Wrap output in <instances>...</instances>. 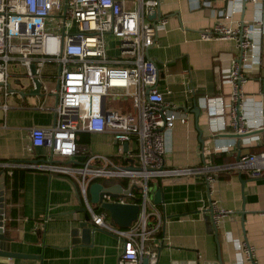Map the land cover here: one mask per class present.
I'll return each mask as SVG.
<instances>
[{"label": "built area", "instance_id": "obj_1", "mask_svg": "<svg viewBox=\"0 0 264 264\" xmlns=\"http://www.w3.org/2000/svg\"><path fill=\"white\" fill-rule=\"evenodd\" d=\"M162 1L0 0V109L6 113L10 98L16 95L11 81L14 76L24 77L30 90L35 89L34 79L40 83L44 99L38 107L41 110L46 109L50 96H57L50 108L53 124L29 129L30 146L47 149L39 157L41 161L6 162L0 168L10 170L9 174L13 169L43 171L74 181L90 222L121 243L117 264H143L144 258L156 263L151 243L164 219L151 199L152 181L201 177L211 185L223 175L241 174L251 179L264 176V151L239 153L227 163H213L210 152H202L198 166L164 167L163 132L177 123L186 125L188 114L164 101L170 91L157 89L159 68L148 56L157 36L167 28V19L160 15L148 19ZM247 1L256 7L253 19L232 26L234 16L243 11ZM200 7L211 8V3L195 0L193 8ZM210 10L217 22L199 32V41H230L238 53L223 80L230 87L228 102L221 97L203 98L210 133L235 134L250 144L254 138L242 136L264 127V106L249 98L242 85L260 64L264 8L260 0H228L226 7ZM182 84L188 85L185 77ZM83 132L110 134L116 154L89 155L81 163L74 162L80 151L78 134ZM231 146L214 151L227 152ZM131 166L133 169H127ZM101 180H124L126 187L117 182L107 186ZM94 182L105 188H122L116 197L104 195L103 202L139 207L136 220L128 228L114 227L105 211L90 207L88 188ZM209 209L216 227L232 214L214 201ZM234 247L239 264H256L252 249L244 242L235 240Z\"/></svg>", "mask_w": 264, "mask_h": 264}, {"label": "crops", "instance_id": "obj_2", "mask_svg": "<svg viewBox=\"0 0 264 264\" xmlns=\"http://www.w3.org/2000/svg\"><path fill=\"white\" fill-rule=\"evenodd\" d=\"M196 1L210 2L211 8L194 9L195 0L161 2L159 13L167 19V28L148 50L149 58L159 68L157 89L162 93L166 89L170 91L164 95V101L188 114L186 125L177 123L173 129L163 132L166 169L198 166L202 162V152H210L208 157L213 163H226L239 153L264 151V134L248 136L254 138L248 144L243 138H229L231 134L226 132L214 136L210 133L203 98L221 97L228 102L230 87L223 84V80L229 73L231 59L238 53L233 42H202L198 39L201 30L217 22L210 9H222L228 0ZM260 1L264 8V0ZM255 9V5L247 1L243 11L234 16L232 26L240 20L251 21ZM261 42L260 64L252 69L242 90L255 102H263L264 106V36ZM183 77L188 82L187 87L182 84ZM11 81L16 92H29V88L18 87V76ZM43 102V96L21 97L16 93L9 100L8 111L4 113L0 109V164L41 161L39 157L47 149L30 146L29 129L48 128L53 124L54 114L50 108L55 98L50 96L45 102L46 109L41 110L38 107ZM194 106L200 109L197 122L192 112ZM77 145L80 151L74 158L76 163H81L89 155L112 157L116 154L115 143L108 133H79ZM229 145L232 146L227 152L214 151ZM14 171H21L22 185L13 203L10 184ZM0 172L4 178L5 197L2 222L6 219L2 225L6 236L11 239L10 251L41 256V262L0 258V264H117L122 245L114 235L91 222L88 227L98 230L90 244H83L81 235L75 233L78 227L75 220L84 217L81 212L75 213L84 202L74 181L43 171L13 169L9 174L10 170L0 168ZM241 178L244 183L238 174L223 175L211 185L201 177H169L152 181L151 193L157 189L162 192L163 201L157 208L164 219L161 230L153 236L151 243V251L157 254L155 264H214L218 254L222 264H239L235 240L252 249L256 264H264V176L251 179L241 175ZM213 201L232 213L216 228L208 211Z\"/></svg>", "mask_w": 264, "mask_h": 264}, {"label": "water", "instance_id": "obj_3", "mask_svg": "<svg viewBox=\"0 0 264 264\" xmlns=\"http://www.w3.org/2000/svg\"><path fill=\"white\" fill-rule=\"evenodd\" d=\"M159 10L155 12L152 16H150L148 19L153 20L156 16H159ZM31 74H35V66L32 65L30 68ZM33 83L35 85V89L29 90V92L24 91H17L16 93L20 95L21 97L24 96H42L40 93V83L34 79ZM20 84V83H19ZM55 103L57 102V96H54ZM193 114L195 115V121L197 122L198 116L200 115V109L197 106H194L193 108ZM264 134V127L260 128L258 130L249 132L245 134L242 137H248L252 135H259ZM229 138L233 139H239L241 136L238 135H228ZM127 144H124V149L126 150ZM130 163H132V160H129ZM127 169H133V167H128ZM238 177L242 183H244L243 179L241 178V174H238ZM4 185V178H1V172H0V258H6V259H27V260H39L41 262V256H32V255H25V254H19L14 253L10 251V243L11 239L8 238L5 234L4 227H3V215H4V190L2 189ZM122 192V188L119 185H114L112 187L105 188L100 183L94 182L92 183L88 188V204L90 207L97 211L98 209H102L107 213L109 216L110 221L114 226H116L119 229H126L128 228L132 222H134L137 218L139 207L134 204H115V203H107L103 202L104 195H109L112 197H116L118 193ZM152 202L155 205H160L162 203V192L160 189H157L152 195H151ZM209 214L211 216V210L208 209ZM83 213L84 217L82 220H75L77 222V229L75 233H79L81 235V241L83 244H90L92 242L93 235L95 231L98 229H93L88 227L90 223V217L87 211V207L84 206L79 210L77 213ZM243 212L241 213L242 221H243ZM214 226V225H213ZM216 228V226H214ZM148 259H143V264H147ZM214 264H222L220 256L218 254L217 262Z\"/></svg>", "mask_w": 264, "mask_h": 264}, {"label": "trees", "instance_id": "obj_4", "mask_svg": "<svg viewBox=\"0 0 264 264\" xmlns=\"http://www.w3.org/2000/svg\"><path fill=\"white\" fill-rule=\"evenodd\" d=\"M227 163V162H226ZM23 172V171H22ZM21 171H14L11 175V184H10V190H11V200L14 203L18 198L19 189H21L22 181H20L19 175ZM104 185H113L114 183L121 184L122 187H126V183L124 180H118V181H110V180H101L100 181ZM102 211V210H100ZM13 225V223H11Z\"/></svg>", "mask_w": 264, "mask_h": 264}, {"label": "rangeland", "instance_id": "obj_5", "mask_svg": "<svg viewBox=\"0 0 264 264\" xmlns=\"http://www.w3.org/2000/svg\"><path fill=\"white\" fill-rule=\"evenodd\" d=\"M17 71L23 75V71L20 67H17ZM19 81L21 85H23V87H21L20 84L18 85L20 89L23 88V90H26L29 87V83L26 81L24 77H19Z\"/></svg>", "mask_w": 264, "mask_h": 264}]
</instances>
